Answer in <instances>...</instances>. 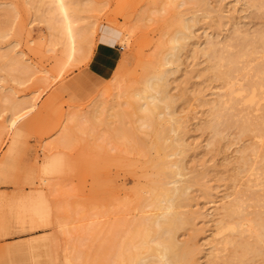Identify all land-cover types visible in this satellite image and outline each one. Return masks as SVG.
Masks as SVG:
<instances>
[{"label": "rangeland", "instance_id": "rangeland-1", "mask_svg": "<svg viewBox=\"0 0 264 264\" xmlns=\"http://www.w3.org/2000/svg\"><path fill=\"white\" fill-rule=\"evenodd\" d=\"M197 1L0 0V264H136L147 255L116 254L122 226L156 213L149 163L165 158L176 136L182 156L168 159H181V211L191 217L176 236L192 253L174 259L264 264V240L254 234L264 217V127L243 133L233 125L212 144L210 109L229 88L213 79L202 53L211 40L237 52L236 39L264 31V10L250 0ZM189 17L178 61L165 65L168 40ZM263 51L245 70L264 64ZM162 69L174 119L143 127L135 95ZM247 78L235 74L234 89ZM257 102L234 113L259 121L264 98ZM229 204L241 206L235 230L218 233Z\"/></svg>", "mask_w": 264, "mask_h": 264}, {"label": "bare ground", "instance_id": "bare-ground-1", "mask_svg": "<svg viewBox=\"0 0 264 264\" xmlns=\"http://www.w3.org/2000/svg\"><path fill=\"white\" fill-rule=\"evenodd\" d=\"M199 1H200V3H202L204 0H198L197 2H199ZM188 2H190V1H188ZM248 4L254 8H257V10L258 9L264 10V0H250L248 2ZM8 15H9V12H8ZM7 18H9V17H7ZM192 18L190 19V17H189V19H185V20H183V22H181V24L177 25V26H179L178 30H176L175 34L173 33V36L171 38H169L170 41L168 40L169 46L167 48L168 52H167L166 56L163 58V63L165 65H167V64L172 65L175 61L176 62L178 61L176 59L177 58L176 53L179 50V47L182 46L181 43L184 41L183 39H185L186 35L189 34L186 31H188V27H189L188 22L190 23L194 19V18L193 19ZM8 20H10V19H8ZM180 20H181V18H180ZM179 21H178V23H179ZM195 21H196V19H195ZM6 23H8L7 20H6ZM6 23H4V25ZM1 28H3V25ZM3 31H2V33H3ZM2 33L0 32L1 35H5L6 32L3 34ZM239 37H241V36H239ZM234 39L235 38H233L232 41ZM228 42H230V41H228ZM235 42H237V46L239 47V49H236L237 52H235V53H230L232 50L229 51V48L232 44L231 45L229 44L228 46H225L224 48L223 47L218 48V46L215 43H213L212 40H211V42L207 43L208 47L206 46L207 48L206 49L204 48L205 50H203V52H202L204 54V56L208 58L209 64L207 66V70L211 71V73L213 75V79L215 77L217 79L216 81H220L221 83L223 82L222 84L225 83V85H227L229 88V91H227L228 92L227 97H226L227 99H225L226 101H223V102L219 101V102L215 103L210 109V119L207 122L206 127L210 130L211 135L213 136L212 137L213 138L212 144H214L217 141L220 142L219 140H221V138L223 137L224 131H226V129H228V128L230 129V127L231 126L233 127V125H234V127L238 126L241 130L240 132H243V133L247 132L249 129H253L256 132L260 131V133H261V131H263V127H264V118H261L259 121H250L249 118H244L243 120H239L240 117H238L234 113L236 106H238L239 103H242L241 106L242 105L245 106L243 103L254 105L255 102H257L258 100L260 101L261 99L264 98V64L258 63V65H256V63H255L254 64V65H256L255 69H253L250 65V67L254 70V79H252V78L248 79L247 78L248 73H249L247 71L251 70V69L245 70L246 68L249 67L248 65L250 63H252L253 61L256 60L255 56L257 55L259 50L264 49V31L263 32L258 31V33L255 34L254 37H250V36L248 37V35L242 36L241 38L236 39ZM235 42H233V43H235ZM205 44H206V42H205ZM233 45L235 46V44H233ZM220 46L221 45H219V47ZM158 60H160V59H158ZM242 61L244 62L245 66L243 65L242 67H240V63H242ZM258 62H260V60ZM163 63H162V65H164ZM263 63H264V61H263ZM253 70H251V71H253ZM168 71H169V69H164V70L162 69V71H158L156 73L154 72L155 74L151 75L150 77H148L147 79L144 80V82L142 84L143 88L136 92L135 96L138 99L143 100L142 105L138 106V107H140L139 108L140 113L142 112L141 119L144 121V122H142L143 127L144 126L152 127L151 126L152 124L163 123L162 121L165 120L164 119L165 116L163 118V115H168V116H170L169 117L170 119H172V120L174 119L171 112L169 111V106H170L169 102L170 101L168 102V94H167L168 92H166V90H165L166 86L168 85L165 82V79H166L165 77L167 76ZM210 71H208V72H210ZM244 71H246V72H244ZM243 73H244V79L247 78L245 85L244 86L241 85V87H239V88L237 86V89L236 88L234 89V87H235L234 83L236 84V81L233 82V76L235 74L238 75V74H243ZM204 74H205V72H204ZM236 85H239V84H236ZM257 90H259L260 93H257L256 92ZM134 102L133 101L130 102L131 106L135 104ZM160 105H163L165 111L159 110V109H161ZM246 106H248V105H246ZM237 109H240V108H237ZM249 109L250 108H248L247 110H249ZM256 109H257V107H256ZM137 111H139V110H137ZM243 111L241 110V113ZM208 112H209V110H208ZM238 113L241 114L240 112H238ZM138 116H139V114H138ZM247 116L249 117V115H247ZM175 121H177V120H175ZM170 122H172V121L170 120ZM174 124H175V122H174ZM174 124L170 123L169 125H174ZM171 128H170V130H172ZM151 130H152V128H151ZM228 131L229 130H227V132ZM170 133H172V132H170ZM257 133H259V132H257ZM153 135H154V133H153ZM164 135H166V134H164ZM225 135H227V134L225 133ZM160 136H161V134L159 135V138H160ZM155 137L157 139L158 136L155 135ZM167 139H168V136H167ZM167 139H165V141H167ZM160 141L162 142V140H160ZM169 141H168L169 142L168 144L165 143L164 147H163L162 143L160 144V142H158L157 140H155L153 143L151 142L152 147L156 148L157 150H161V149L165 148L168 151L165 154L166 160H165V158H162V159L157 158V161L154 159L155 162H153V161L151 162V160L149 161V162H151V163H149V164H151V167L153 164V168L155 169V171L153 174H151L152 173L151 172L148 175V177L152 176V177H150V179L147 178V179H149V181H147V183L149 182V184H147L148 185L147 191L150 193L148 206L152 207L153 210L156 211V213L153 214L152 216H149V217L139 218L131 224H128L126 222L123 224L122 229L124 232L122 230H120V231L124 233V234H122L124 237H123V239L118 241V245H117L118 253H116L123 260H126L128 257H135L136 255H138L140 253H144L147 256H145L143 258H139V260L136 264H151L148 262L149 261L148 258H150V257H151V259L156 258L155 259V260H157L156 262L152 261V262H154V264H178L179 260H175L174 259L175 256H178V254H181L184 256L187 253H192V250L188 245H186L185 243H178L177 242V236H176L177 232L179 230H181V228H183L185 225L189 224L191 217L189 215H186L185 212L181 211L182 207L184 206V202L188 199V197H187V194H188L187 188L188 187L186 186L187 183L183 180L184 183H186V185H181V183H180V185H177L179 182H181L180 179H178V177L181 176V172H182L181 159H176V160L174 158H173L174 160L168 159V158H172V156L181 155L183 153L182 143H181V141H179V139H177V136H176V138H174L172 140L170 139ZM210 141L211 140H209V142ZM184 145L185 144H183V146ZM216 145H215V147H216ZM211 148H213V147H211ZM152 151L153 150H151V152ZM153 152H155V150ZM243 153H241V154L243 155ZM244 155L240 156L243 161L245 160ZM147 156H149V155H147ZM159 159H160V161H159ZM163 159L165 160V162H163ZM57 161L58 160H56V165L59 162V161L58 162ZM153 168H152V170H154ZM193 179H195V178H193ZM186 181H188V180H186ZM191 182H193V180L189 181V183H191ZM36 208H37V206H36ZM240 208H241V206L237 205V204H229L226 207H224L225 212L222 216V219L219 222V224H221V225L223 224V225H222V227H220V230L218 233H224V231H226V230L227 231L231 230L233 232V230H235L236 226L234 224V221L237 219L239 212L241 211ZM238 220H239V223H240V221H242V219L240 220V218ZM255 220L257 221V219H255ZM256 221H254V222H256ZM258 221H257V224L255 223L257 228L259 225V228L257 230L258 232L255 231L254 234L259 233L257 235V237L260 239V241H263L264 240V217L261 215L260 219H258ZM120 225H122V224H120ZM109 244H112V243L109 242ZM225 244H227V242H225ZM112 247L113 246H111V248ZM188 255H186V256H188ZM185 263H186V260H185Z\"/></svg>", "mask_w": 264, "mask_h": 264}]
</instances>
